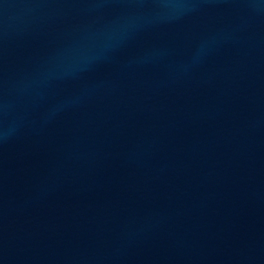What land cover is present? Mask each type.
<instances>
[{"label": "water", "instance_id": "95a60500", "mask_svg": "<svg viewBox=\"0 0 264 264\" xmlns=\"http://www.w3.org/2000/svg\"><path fill=\"white\" fill-rule=\"evenodd\" d=\"M0 264H264V0H0Z\"/></svg>", "mask_w": 264, "mask_h": 264}]
</instances>
